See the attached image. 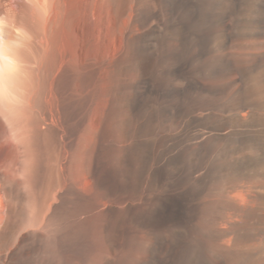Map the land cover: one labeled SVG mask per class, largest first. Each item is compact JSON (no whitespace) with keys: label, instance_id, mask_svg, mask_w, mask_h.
I'll use <instances>...</instances> for the list:
<instances>
[{"label":"bare ground","instance_id":"1","mask_svg":"<svg viewBox=\"0 0 264 264\" xmlns=\"http://www.w3.org/2000/svg\"><path fill=\"white\" fill-rule=\"evenodd\" d=\"M108 2L0 0V191L13 189L3 169L31 188L41 168L72 165L68 153L77 148L97 188L133 196L104 207L82 182L68 181L44 196L17 189L30 207L28 224L13 230L20 222L9 220L0 192V264H90L96 240L120 250L98 264H217L216 254L226 264H264V201L258 196L264 181L256 179L264 160V50L247 52L253 55L247 61L233 51L219 53L232 41L264 38V0H169L156 47L149 50L144 36L129 39L124 55L120 18L110 21ZM108 69L113 76L106 106ZM133 70L154 81L156 100L145 97L151 86L124 84L123 75ZM232 71L240 84L216 83V76ZM197 75L215 80L203 83ZM96 103L98 142L92 149ZM217 106L230 116L205 118ZM232 119L261 123V130H225ZM109 123L125 142L107 138ZM248 142V151L235 152ZM50 151L53 157L45 158ZM216 167L231 171L223 192L239 213L227 221L233 238L220 240L221 249V206L211 185ZM239 178L246 204L230 195L241 186ZM45 245L41 262L24 258Z\"/></svg>","mask_w":264,"mask_h":264},{"label":"rangeland","instance_id":"2","mask_svg":"<svg viewBox=\"0 0 264 264\" xmlns=\"http://www.w3.org/2000/svg\"><path fill=\"white\" fill-rule=\"evenodd\" d=\"M163 1L166 5H164V3H161ZM168 8L170 9L169 0H109L108 11H109L110 21L113 20V17L115 15H118V17L120 18L121 53L125 54V51L127 52L129 39H135V38L143 37V36H144L143 38L145 39L144 40L145 44L148 46L149 50L155 48L157 45V42L160 38L161 30H163V28L166 26L168 19H169V16H170V12L168 13V11H170V10ZM163 15H164V17H163ZM160 16H161V18H160ZM160 19H162V20H160ZM153 20H155V21H153ZM161 21H163V22H161ZM226 21L228 22V20H226ZM162 23H164V24H162ZM155 30H157V31H155ZM110 35L113 36V33H111ZM153 38H154V40H153ZM261 38L262 37H257V38L254 37V38H248L247 40L241 38V39L235 40L234 42L232 41L231 43H228L226 45V47L220 49L221 51H219V53L223 54L226 52L229 53V52L233 51V52L237 53L238 59L243 60V61H245V60L247 61L248 59L253 57V55H251L247 52H250V51L252 52L254 50H255L254 52L264 50V40H263L264 38H262V39ZM154 41H155V43H153ZM255 41H257V42H255ZM252 43H254L255 46ZM150 44H151V47H150ZM253 47H255V48H253ZM129 72L127 71L123 75V78H125V79H123V82H126L124 84H127L126 85L127 87H129V88H132V87L133 88H142V87H145V85L147 84L146 86H148V87L151 86V87L146 91L145 97L150 101L156 100L158 98L156 92L153 90L154 81L150 80L147 73H145L144 71L142 72L141 70H138V71L133 70V72L132 71H129ZM112 76H113L112 71L110 69H108L106 71V74H105L106 82H107V85H106L107 90H106V98H105L106 106L110 104V100H111ZM143 76H145V77H143ZM197 77L203 83H210V82H213L215 80V78H213V79L207 78V77L205 78V76H203V75L202 76L197 75ZM204 79H205V81H204ZM230 79L234 80V83H236L235 85L233 83L234 86L232 85V87H236L238 84H240V80L238 79V73L235 71H232L228 74L216 76V83L227 82ZM217 98L219 99V102H221V103H223L225 101L224 95H220ZM222 98H224V99L222 100ZM93 111H94V113L92 114V119H91V121H92L91 122L92 133H91L90 138H89V140H90L89 145L92 147V149L95 148V146L97 145V142H98V136L96 135L95 129H97V125H98L97 124L98 123L97 117L100 114V106H98L97 103L94 105ZM205 113H206L205 118H207L209 120L210 119L214 120V119H216V117L221 116V115L230 116L231 111L223 109L221 106H217L215 110L214 109H212V111L207 110ZM239 121L237 119H232L231 122L229 124L225 125L223 128L225 130H227V129L232 127L235 130V132H239L242 128H246L247 130L250 129L253 132H258L261 130V123L253 125L250 122H246V123L243 122V124H242V121H240V123H239ZM235 123L238 125H236ZM244 123H245V125H244ZM239 125L242 128H240ZM248 125H249V127H248ZM112 128L113 127L111 126V123H109L108 128H107V132H106L108 139L112 138V136L115 135L114 134L115 132H113L114 130H111ZM173 129H175V130H172V133L177 134L180 132V129H178V127L176 125L174 126ZM115 137H116L117 141L119 140L118 141L119 143H121L122 141L123 142L126 141V139L121 137V136L115 135ZM223 140H224V138L222 139V137L216 139V144L218 145V147L216 145L217 150H219L220 147H222V143L225 142V140L224 141ZM189 141H190V143H194L196 140L195 139L193 140L190 138ZM249 141H250V139H249ZM250 142L252 143V141H250ZM250 142H248L246 145L238 143L240 146L238 144L235 146V149H236L235 152L238 154V153H242L244 150L248 151L247 148H249L248 144ZM241 145H242V147H241ZM245 146L246 147L248 146V147L246 148ZM237 147H238V149H237ZM239 147H240V149H239ZM48 153L45 152L43 156H46L45 158L53 157L52 151H50ZM54 155H55V153H54ZM59 155L62 156L63 154H58V156ZM68 155H69V157L71 156L70 158L73 161L72 165L60 164V165H56V166H48V167L46 166V167L41 168L40 171H38V173H37L36 182L33 184V187H31V188H28L25 184H23L21 178L16 177L10 170L9 171H8V169L2 170V172L5 174V177L9 183V185L13 186V189L9 190V189L5 188L3 185L4 188H2V190L0 191L1 192V202L3 201L2 203L4 205V206L2 205V207L5 208V209L4 208H2V209H4V210L9 209L10 210L9 220L11 222L12 221L13 222H15V221L20 222L17 224V226L16 225L12 226L13 230H18L16 228H22L23 226H26L28 224L27 223L28 217H27V214H25V213H26V210L28 212V208L30 207L29 201L20 197L17 193V189H19L21 191H25L27 189L34 194H37L39 196H44L45 194L52 192L51 190L54 191L57 187H59V185H64V184H67L68 181H73L74 183L76 182L77 184H81V182H82L84 184V192L87 193L90 197L98 196V198L102 201V204L104 207L107 206L110 202H112L114 204H118V203H122L126 198H129V197L133 198V196L130 195V193L128 191H111V190H108L106 188H101V189L97 188L92 177H91V174L89 173V170H87V167L84 164L83 152L76 148V149H72L71 151H69ZM260 160L261 161H259V163L257 164V177H256V179L258 181L260 180L259 182H263L264 181V178H263L264 177V174H263L264 160L263 159H260ZM260 171H261V173H260ZM228 173L230 174V176L232 175L231 171L228 172L227 170H224L223 168L216 167V179H212V181H211L212 182L211 185H213V186L216 185V199H218L220 206H221V211H220V217L221 218L217 221V225H216L217 226V229H216L217 230L216 231V247H219L220 249H221L220 246H222L223 241L225 242L228 239L232 240V238H233L232 228L230 227V225H228L227 221L230 219L237 218L238 217L237 215L239 214L237 211L234 212L235 211V210H233L234 206L226 199L225 193L223 192V186H224L223 184L225 182V178L228 175ZM66 178H68V179H66ZM88 181H89V183H88ZM236 181L238 183H240L241 186H239L237 189L233 190L230 195L232 196V198L236 199L237 203L246 204L247 203L246 200L248 201V196H247L246 187L243 186V183H245L244 182L245 180L242 178H239V180L237 179ZM259 188L257 190H259ZM261 191L263 192V188H261ZM261 191L259 190L258 196L261 197V198L259 197V199H261V200L263 199V201H264V194ZM235 193H236V195H235ZM121 196H123V197H121ZM24 207H25V209H24ZM3 218H6V215H3ZM29 228L30 229H32V228L38 229L39 227L37 228V226H28L25 230H29ZM227 229H229V230H227ZM226 230L228 231V234H226L227 233ZM219 233H222V234H219ZM144 236L149 239V236L146 233H144ZM225 238H226V240H225ZM46 248H47V246L45 245L42 248V250L31 249L30 250L31 252L28 251L24 258L25 259L27 258L28 261L29 260L30 261H36L37 260L36 262H39V261L41 262L42 257L44 255L46 256L48 254ZM119 253H120V250H119L118 246H115V244H113L112 242L110 243L109 240L105 241V242L96 240L95 251H94V254L91 258L90 264H95L97 262L100 263L101 259H103L104 256H109L111 258L112 257L115 258L119 255ZM218 256H221V254L220 255L216 254V263L218 262L217 264H226V262H224V260H222Z\"/></svg>","mask_w":264,"mask_h":264}]
</instances>
